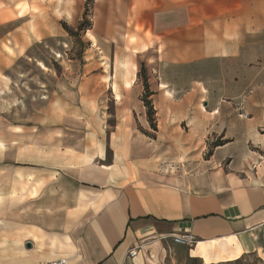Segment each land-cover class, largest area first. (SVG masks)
Listing matches in <instances>:
<instances>
[{"label": "crops", "instance_id": "obj_1", "mask_svg": "<svg viewBox=\"0 0 264 264\" xmlns=\"http://www.w3.org/2000/svg\"><path fill=\"white\" fill-rule=\"evenodd\" d=\"M60 2L108 64L0 113V264H169L186 234L204 264L259 253L264 0ZM28 4L0 0V84L51 36Z\"/></svg>", "mask_w": 264, "mask_h": 264}, {"label": "rangeland", "instance_id": "obj_2", "mask_svg": "<svg viewBox=\"0 0 264 264\" xmlns=\"http://www.w3.org/2000/svg\"><path fill=\"white\" fill-rule=\"evenodd\" d=\"M15 1L17 12L24 14L29 11V0ZM30 1L34 3V16L43 12L49 13L50 17L54 15L49 25L51 36L35 43L27 56L19 59L9 71L10 77L1 76L0 113L7 116L21 117L41 109V99L49 102L58 94L77 92L79 83L91 76V70L108 64L103 63L107 59L100 58V49L94 45L95 37L79 29V20L72 15L77 13L76 10L57 9L60 0ZM43 4L46 5L44 8ZM106 111H114L111 102ZM257 246L259 253L252 251L236 261L215 264H264V229L258 234ZM188 248L173 253L174 260L171 259L169 264H204L201 259L191 258Z\"/></svg>", "mask_w": 264, "mask_h": 264}, {"label": "built area", "instance_id": "obj_3", "mask_svg": "<svg viewBox=\"0 0 264 264\" xmlns=\"http://www.w3.org/2000/svg\"><path fill=\"white\" fill-rule=\"evenodd\" d=\"M174 242L180 245H183L185 247H193L195 244H197V241L194 236L186 234V235H176L174 236ZM137 254L136 250H132L130 252L131 256H135ZM61 264V263H56Z\"/></svg>", "mask_w": 264, "mask_h": 264}, {"label": "trees", "instance_id": "obj_4", "mask_svg": "<svg viewBox=\"0 0 264 264\" xmlns=\"http://www.w3.org/2000/svg\"><path fill=\"white\" fill-rule=\"evenodd\" d=\"M88 14H89V8H87V12H86V15H88ZM89 26H90V23L85 21V22L81 23V25L79 26V29L84 31ZM143 71H144V68H143ZM145 84H146V93L144 95L145 103L148 107L149 117L151 119V125L154 127L155 125H154L153 118H152L153 106H152L151 102L148 100V97H149L148 83L146 82Z\"/></svg>", "mask_w": 264, "mask_h": 264}, {"label": "water", "instance_id": "obj_5", "mask_svg": "<svg viewBox=\"0 0 264 264\" xmlns=\"http://www.w3.org/2000/svg\"><path fill=\"white\" fill-rule=\"evenodd\" d=\"M31 246H32V243L31 242H27L26 243V247L31 248Z\"/></svg>", "mask_w": 264, "mask_h": 264}]
</instances>
